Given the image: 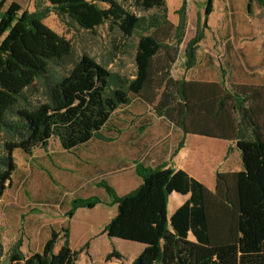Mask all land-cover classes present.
<instances>
[{"label":"trees","instance_id":"obj_1","mask_svg":"<svg viewBox=\"0 0 264 264\" xmlns=\"http://www.w3.org/2000/svg\"><path fill=\"white\" fill-rule=\"evenodd\" d=\"M252 1L264 9V0H248V12ZM186 9L182 0L175 10L176 24L168 19L166 0H36L32 11H0V36L6 37L0 46V198L16 168L14 150L31 155L36 147L46 148L51 137L66 151L93 138L109 141L101 131L112 113L137 100L183 135L252 147H239L240 170H216L213 190L182 169L171 170L161 185L165 198L172 191L189 193V198L170 215L158 239L145 245L130 264H264V182L253 211L241 212L238 196L244 173L250 176L264 163V85L228 87L223 78H175L172 70L184 37ZM149 10L153 12L140 14ZM212 10L213 0H205L202 21L184 46L185 69L196 64L197 46ZM50 13L67 25L95 32L106 24L108 30L132 38L133 76L111 71L87 53L74 57L71 42L44 23ZM182 144L183 139L174 153ZM231 150L230 145L226 156ZM166 165L135 162L141 183L122 195L101 179L97 186L105 190L107 201L95 195L73 197L66 223L50 230L40 251L24 254L21 238L4 251L0 241V264H75L88 247V241L78 249L69 244V222L76 209L103 202L116 205L103 227L109 231L124 203L136 198L145 181ZM111 256L122 257L114 247L106 258Z\"/></svg>","mask_w":264,"mask_h":264},{"label":"rangeland","instance_id":"obj_2","mask_svg":"<svg viewBox=\"0 0 264 264\" xmlns=\"http://www.w3.org/2000/svg\"><path fill=\"white\" fill-rule=\"evenodd\" d=\"M185 1L184 37L179 45L172 75L175 78L194 80L223 78L228 87L232 83H249L253 77L264 82V67L254 65V51L247 47L251 45L250 35L264 27V9L256 1H252L248 12V0H213V11L207 17V29L197 46L196 64L185 69L184 46L195 35L197 21H202L205 0ZM181 2L166 0L170 22L178 20L175 10ZM99 4L106 6L103 1ZM151 12L149 10L140 14ZM44 23L71 42L74 57L87 53L107 69L128 77L133 76L135 41L132 38L108 30L106 24L97 27L95 32L81 29L77 25H67L54 13H50ZM5 38L0 36V46L6 44H3ZM101 133L110 140L93 138L70 151L64 150L55 137L48 140L46 148H34L31 155H25L19 150L13 151L16 168L0 198V241L4 251L18 238L22 240L21 248L26 255L40 251L50 230H59L66 223L65 211L69 209L73 197L90 194L99 198L107 196L105 190L97 186L101 179L107 180L120 195L135 188V162L150 165L152 156L146 150L151 145H162L164 136L162 120L154 116L151 106L137 100L113 112ZM189 137L186 165L200 177L205 187L213 190L214 173L210 165L216 162L219 140ZM146 143L149 146L141 149V145ZM173 153L172 150L171 155ZM133 209L130 204L127 207L123 205L122 215L109 231L104 232L103 227L110 218L100 226H94L89 238L84 241H88L86 252L91 244V256L82 253L81 259H89L91 264H129L132 255L124 243L125 226L129 223L127 216L129 218ZM105 210L111 216L116 213V207L82 208L73 219V225L81 227L87 216L100 213L105 218ZM133 232L136 233L135 230ZM101 235L109 237L110 247L111 238L117 248L121 247L124 252H119L121 259L115 256H111L113 259L106 258L108 254H101L104 247L101 241L104 236Z\"/></svg>","mask_w":264,"mask_h":264},{"label":"crops","instance_id":"obj_3","mask_svg":"<svg viewBox=\"0 0 264 264\" xmlns=\"http://www.w3.org/2000/svg\"><path fill=\"white\" fill-rule=\"evenodd\" d=\"M36 0H1V8L0 11L6 10H18V13H21L23 10L32 11L34 9V4ZM261 8V7H260ZM247 9V4H246ZM263 9V8H262ZM229 12V5L227 7ZM213 11V10H212ZM174 22V21H172ZM178 22L175 21L174 24ZM251 45L247 46L254 51V65H259L260 67H264V27L259 29L253 35H250ZM188 79V78H185ZM220 79L209 80V81H219ZM248 84H264L258 77L251 78ZM134 100H132L133 102ZM131 102V103H132ZM131 105V104H130ZM155 116V115H154ZM156 118L160 120V117ZM162 120V145L159 146L151 145L149 143L141 145V149L148 147L146 153H151V162L150 166H154L160 163H167L165 168H163L156 175L148 178L145 181L144 187L142 188L140 194L134 198L127 200L124 203V206L127 207L130 204V207H134L132 214L127 216V220L129 219V223H127L126 234L124 243H126V247L129 253H131V257L129 258L130 262L135 258V256L142 250V248L150 243L155 242L159 235L162 232V229L167 224L170 215L174 212V210L179 207L182 203H184L189 198V193L182 194L176 191H172L167 198H165L161 185L163 181L166 179L167 175L171 170L182 169L184 170L190 177L196 179L200 183L203 184L202 180L199 176L194 174L186 165V157L188 156V142L189 136H199L187 134L183 135L181 130L170 125L164 119ZM202 138H206L208 140H219L218 142V154H216V162L210 165L211 172L214 173V186H215V172L216 170H224V171H234L241 169L240 162V151L239 147L250 148L252 145L244 144L238 141H227L221 139H214L205 136H199ZM165 139V140H164ZM183 139V144L181 147L177 148L175 153L171 155V151L175 150V146L177 141ZM214 142V141H212ZM130 144V143H129ZM131 145V144H130ZM232 146L231 152L226 156V150L228 146ZM236 167V168H235ZM139 178V179H138ZM264 182V163L259 166L255 173L248 176L244 173L242 179L238 183V196H239V206L240 210L243 213L251 212L255 209V207L260 202V190L259 184ZM141 183V178L139 176H135V185ZM124 185H127L125 183ZM204 185V184H203ZM209 189L208 186H206ZM214 189V188H213ZM130 191V190H129ZM128 192V191H127ZM95 194H90L81 197H88ZM102 200H108L106 196L101 198ZM70 200V199H69ZM96 209L98 207H116V205H107L104 202L95 205ZM93 207V208H94ZM82 208H77L74 212L69 225H70V234H69V244L72 249H78L82 246L84 241H86L91 233V229L94 226H100L111 218L112 214L109 215L108 211L105 210L107 216L102 218V214L96 216H87L85 220H83V224L81 227H75L73 225V219H75ZM104 211L103 209H101ZM114 216V215H113ZM135 220V221H134ZM72 223V225H71ZM136 231L134 234L133 231ZM139 231V232H137ZM76 232V235H75ZM102 238V243L104 244L103 251L101 254H109L114 247L118 252L124 254L121 251V247H116L114 239H110L111 247L109 246V237L107 235ZM74 237V240H73ZM47 239V238H46ZM90 249H88L86 256H91V244ZM22 252L23 248H21ZM80 253L78 259L75 264H91L90 260L83 261L81 258L83 254ZM25 254V253H24ZM87 256V257H88ZM113 259V257H111ZM110 261V260H109Z\"/></svg>","mask_w":264,"mask_h":264}]
</instances>
